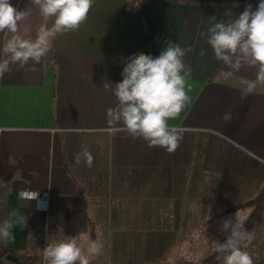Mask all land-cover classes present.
I'll list each match as a JSON object with an SVG mask.
<instances>
[{
	"label": "crops",
	"instance_id": "1",
	"mask_svg": "<svg viewBox=\"0 0 264 264\" xmlns=\"http://www.w3.org/2000/svg\"><path fill=\"white\" fill-rule=\"evenodd\" d=\"M11 3L33 7L20 24L25 38L51 23L30 0ZM228 10L236 16L245 9L94 0L79 29L58 35L39 63L0 77V222L19 221L14 241L0 246L24 261L39 255L42 264L47 237H78L85 250L92 241L100 248L90 264H214L210 258L229 234L223 221H246L264 193V83L242 98L240 81L256 80L257 69L227 76L201 35L212 18L227 20ZM8 38L0 33V46ZM169 41L191 49L184 63L192 72L190 102L170 122L186 129L172 153L104 131L106 111L117 105L104 85L122 80L128 58L156 57ZM84 149L91 167L74 162ZM20 191L43 200H21ZM249 233H264V222ZM259 249L258 241L244 249L253 264L264 259ZM9 256L5 264H24Z\"/></svg>",
	"mask_w": 264,
	"mask_h": 264
},
{
	"label": "clouds",
	"instance_id": "2",
	"mask_svg": "<svg viewBox=\"0 0 264 264\" xmlns=\"http://www.w3.org/2000/svg\"><path fill=\"white\" fill-rule=\"evenodd\" d=\"M38 6L43 20L51 21L42 25L35 39L20 34V24L32 12L12 6L11 0H0V33L9 38L0 46V77L12 71L13 66L21 68L30 61L39 63L51 47V42L60 34L75 32L87 19L94 0H30ZM227 20H216L202 33L212 49L216 61L226 69L229 77L245 67L257 69L256 80L242 79L244 85L242 98L252 93L258 84L264 83V0L258 7L251 5L234 16L231 10L224 13ZM191 49L181 48L169 41L165 49L156 57L136 55L124 62L122 80L111 90L117 105L106 111L109 134L127 133L132 139H142L149 149L160 148L168 153L180 145L186 129L173 126L170 122L180 117L190 102L188 93L191 85V68L184 63V57ZM83 159L87 167L93 164V156L86 149L74 156L76 165ZM38 192L20 191L21 200H35ZM15 218L16 213H11ZM13 219L0 222V241H14ZM222 230L229 233L226 242L218 243L215 249L217 260L222 264H253L250 254L244 249L251 240V234L244 225L235 219L223 221ZM100 252L95 241L86 250L78 243V237H67L62 241L52 240L44 249L46 264H90Z\"/></svg>",
	"mask_w": 264,
	"mask_h": 264
},
{
	"label": "trees",
	"instance_id": "3",
	"mask_svg": "<svg viewBox=\"0 0 264 264\" xmlns=\"http://www.w3.org/2000/svg\"><path fill=\"white\" fill-rule=\"evenodd\" d=\"M180 2H195V3H221V4H239L241 5L244 9L246 6L251 5L253 10L258 7L259 0H177ZM256 208L255 212L251 217H249L246 221L241 222L244 225V228L250 232L254 229L256 224L262 222L263 220V213H264V193L259 196V198L254 202ZM229 235V234H228ZM228 235L225 237V239L222 241L221 244L226 242V239ZM15 253L0 246V264H5L6 263V257L9 255H12ZM16 257H18L19 260H22L24 264H41V258L39 255H34V257H30L29 260H32L31 263L30 261H24L23 259H26L24 256H20L19 254H16ZM211 261L214 264H220L222 263V260H217V253L214 252V254L211 256Z\"/></svg>",
	"mask_w": 264,
	"mask_h": 264
},
{
	"label": "rangeland",
	"instance_id": "4",
	"mask_svg": "<svg viewBox=\"0 0 264 264\" xmlns=\"http://www.w3.org/2000/svg\"><path fill=\"white\" fill-rule=\"evenodd\" d=\"M262 221L264 222V219ZM250 241L251 242L258 241L259 248L263 249V247H264V233H262V234L254 233ZM260 249H259V251H260ZM263 252H264V250H263ZM255 263H264V259L263 260L262 259L261 260H257V261H255Z\"/></svg>",
	"mask_w": 264,
	"mask_h": 264
},
{
	"label": "built area",
	"instance_id": "5",
	"mask_svg": "<svg viewBox=\"0 0 264 264\" xmlns=\"http://www.w3.org/2000/svg\"><path fill=\"white\" fill-rule=\"evenodd\" d=\"M43 200V198L38 194L37 197H36V201L39 202ZM52 241V239H50L49 237H47L45 239V242H44V247H43V257H42V264H46V261L44 260V249L45 247L47 246V243H50ZM254 264H262V263H254Z\"/></svg>",
	"mask_w": 264,
	"mask_h": 264
},
{
	"label": "water",
	"instance_id": "6",
	"mask_svg": "<svg viewBox=\"0 0 264 264\" xmlns=\"http://www.w3.org/2000/svg\"><path fill=\"white\" fill-rule=\"evenodd\" d=\"M8 260H11V261H14V262H16V263H19V261H18V259L15 257V256H9L8 257Z\"/></svg>",
	"mask_w": 264,
	"mask_h": 264
}]
</instances>
